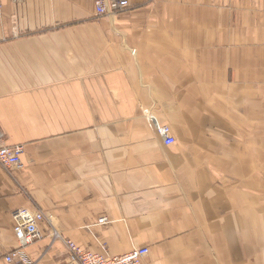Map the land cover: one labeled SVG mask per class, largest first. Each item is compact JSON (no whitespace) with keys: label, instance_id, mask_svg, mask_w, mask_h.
<instances>
[{"label":"crops","instance_id":"crops-1","mask_svg":"<svg viewBox=\"0 0 264 264\" xmlns=\"http://www.w3.org/2000/svg\"><path fill=\"white\" fill-rule=\"evenodd\" d=\"M129 2L96 19L94 0H0V128L24 147L0 167V264L22 209L61 235L40 224L33 264H68L64 240L264 264V0Z\"/></svg>","mask_w":264,"mask_h":264},{"label":"built area","instance_id":"built-area-1","mask_svg":"<svg viewBox=\"0 0 264 264\" xmlns=\"http://www.w3.org/2000/svg\"><path fill=\"white\" fill-rule=\"evenodd\" d=\"M148 3L157 0H146ZM95 18L117 17L129 11L132 4L129 0H94ZM145 117L152 122L158 135L161 136L166 146L174 144L170 127L162 126L148 112H144ZM23 145H6L4 133L0 128V167L5 169L10 175L15 171L23 170ZM14 233L19 242V247L10 252L4 258L8 264H33L27 256L25 248L44 236L40 224L46 223L50 227L51 236L61 239L57 230L56 218L42 210L22 209L15 211L13 214ZM106 220L101 219L104 223ZM68 250V264H143L145 258L150 253L148 248L133 249L122 256L111 257L109 255L95 254L88 250H83L71 240H64Z\"/></svg>","mask_w":264,"mask_h":264}]
</instances>
